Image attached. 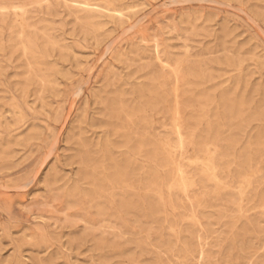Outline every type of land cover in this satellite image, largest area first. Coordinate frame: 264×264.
<instances>
[{
    "label": "rangeland",
    "instance_id": "obj_1",
    "mask_svg": "<svg viewBox=\"0 0 264 264\" xmlns=\"http://www.w3.org/2000/svg\"><path fill=\"white\" fill-rule=\"evenodd\" d=\"M0 264H264V0H0Z\"/></svg>",
    "mask_w": 264,
    "mask_h": 264
}]
</instances>
